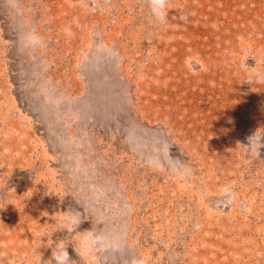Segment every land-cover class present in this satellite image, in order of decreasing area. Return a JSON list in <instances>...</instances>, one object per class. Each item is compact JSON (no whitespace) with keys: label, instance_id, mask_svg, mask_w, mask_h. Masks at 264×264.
<instances>
[{"label":"rangeland","instance_id":"1","mask_svg":"<svg viewBox=\"0 0 264 264\" xmlns=\"http://www.w3.org/2000/svg\"><path fill=\"white\" fill-rule=\"evenodd\" d=\"M167 9L0 0V264H264V0Z\"/></svg>","mask_w":264,"mask_h":264},{"label":"clouds","instance_id":"2","mask_svg":"<svg viewBox=\"0 0 264 264\" xmlns=\"http://www.w3.org/2000/svg\"><path fill=\"white\" fill-rule=\"evenodd\" d=\"M148 4L151 8L152 15L159 22L164 23L167 19L168 0H148ZM246 52L252 53V49L248 48ZM246 58H248L247 55H245V60ZM246 81L250 84L253 82V80L250 78L246 79ZM241 145H243L248 152H255L257 158H259L261 156V150L264 149V131H256L250 137H248L247 143ZM70 215L75 216V213L71 212L70 209L62 211V215L59 218L61 227L58 230H68L69 232H72L78 227L81 222V215L80 217L74 219H71ZM76 233H79L81 236V239L77 242V245L83 253H91L93 249L105 243L107 240V237L93 232V229ZM68 246L69 244H65L64 240L54 242V246H52L51 262L54 261V264H73V261L69 256ZM73 247L77 252L76 246L73 245ZM77 253L79 256L81 255L80 252Z\"/></svg>","mask_w":264,"mask_h":264}]
</instances>
